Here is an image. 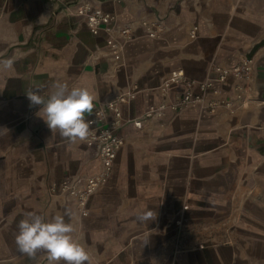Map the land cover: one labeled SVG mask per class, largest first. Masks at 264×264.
<instances>
[{
	"label": "crops",
	"instance_id": "0c3cea01",
	"mask_svg": "<svg viewBox=\"0 0 264 264\" xmlns=\"http://www.w3.org/2000/svg\"><path fill=\"white\" fill-rule=\"evenodd\" d=\"M80 3L113 14L114 30L94 35ZM10 57L13 69L0 71V264H48L43 252L17 250V224L29 211L49 218L65 208L94 264H264V0H0V60ZM247 57L250 78L225 85L229 107L143 120L182 92L161 90L171 72L200 82ZM88 78L95 103L137 97L122 105L124 146L84 216L61 188L98 173L97 154L49 140L26 93ZM146 208L157 217L145 224L134 213Z\"/></svg>",
	"mask_w": 264,
	"mask_h": 264
},
{
	"label": "built area",
	"instance_id": "2783aa9c",
	"mask_svg": "<svg viewBox=\"0 0 264 264\" xmlns=\"http://www.w3.org/2000/svg\"><path fill=\"white\" fill-rule=\"evenodd\" d=\"M77 14L85 18L90 31L96 35L100 31L110 33L114 30L116 17L101 8L93 7L88 3H80L77 8ZM130 29L125 27L122 29V35L128 36ZM149 36L155 37L150 33ZM197 36V28H195L191 37ZM107 44L114 49L115 59L120 58L118 47L113 38H109ZM253 59L244 58L233 67L218 68V76L209 78L204 81H193L186 77L183 71H173L169 77L165 79L160 86L164 92L171 91L175 87L182 86V92L170 104L161 105L159 108L149 109L143 120L150 119L154 116L161 115L163 111L170 108L178 112L190 106H201L209 113H215L219 107H229L230 101L224 96L225 85L229 80L246 81L250 78L253 71ZM137 97V90H129L116 95L109 101L95 103L93 109L94 116L91 120L90 130L92 135L85 142L92 146L100 161V170L86 178L81 188L71 183H63L62 190L68 193L81 213L86 216L87 203L90 197L97 189L105 184L111 175L118 153L124 146V139L119 133L123 126L122 105L131 103ZM129 123L134 124L135 128L142 127V120H132Z\"/></svg>",
	"mask_w": 264,
	"mask_h": 264
},
{
	"label": "clouds",
	"instance_id": "9594fccd",
	"mask_svg": "<svg viewBox=\"0 0 264 264\" xmlns=\"http://www.w3.org/2000/svg\"><path fill=\"white\" fill-rule=\"evenodd\" d=\"M14 58L0 60V71L12 70ZM3 88L0 87V92ZM26 97L30 107L38 106L37 115L50 129L52 136L57 135L72 144L86 142L90 135L91 121L86 114H91L98 95L90 78L72 85L57 79L47 96L41 89H29ZM74 215L70 208L63 214L46 218L34 211L26 212L17 224L15 244L17 250L29 258H35L38 252L46 254L48 264H94L87 248L74 236L75 228L66 222ZM135 218L141 223L155 220L157 213L149 208L139 209Z\"/></svg>",
	"mask_w": 264,
	"mask_h": 264
}]
</instances>
